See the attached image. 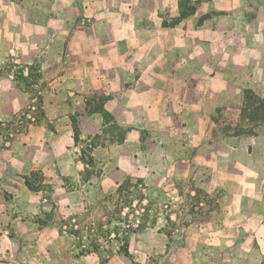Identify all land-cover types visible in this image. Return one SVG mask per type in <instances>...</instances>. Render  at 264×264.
I'll return each mask as SVG.
<instances>
[{
    "label": "rangeland",
    "instance_id": "1",
    "mask_svg": "<svg viewBox=\"0 0 264 264\" xmlns=\"http://www.w3.org/2000/svg\"><path fill=\"white\" fill-rule=\"evenodd\" d=\"M178 4L2 1L25 13V56L12 51L0 72L29 97L4 137L43 120L49 95L73 121L88 175L100 174L103 141L133 159L123 183L61 224L84 250L130 248L136 264H264V0Z\"/></svg>",
    "mask_w": 264,
    "mask_h": 264
},
{
    "label": "crops",
    "instance_id": "2",
    "mask_svg": "<svg viewBox=\"0 0 264 264\" xmlns=\"http://www.w3.org/2000/svg\"><path fill=\"white\" fill-rule=\"evenodd\" d=\"M193 1L196 9H247V0ZM128 3L127 9H180L178 0ZM11 10L0 8V68L12 51L25 56V13ZM43 99V120L32 122L12 138L4 137L3 126L29 103V97L8 73L0 72V264H136L130 248L131 256L119 248L106 258L103 248L84 250L80 231L61 227L123 183L132 173L133 159L123 155L120 145L103 141L93 153L100 174L88 175L93 164L78 152L73 121H62L58 114L62 104L53 96L43 95ZM98 121L97 117L91 124ZM102 127L88 132L103 133Z\"/></svg>",
    "mask_w": 264,
    "mask_h": 264
},
{
    "label": "trees",
    "instance_id": "3",
    "mask_svg": "<svg viewBox=\"0 0 264 264\" xmlns=\"http://www.w3.org/2000/svg\"><path fill=\"white\" fill-rule=\"evenodd\" d=\"M43 102H44V99H43V96L41 95L40 96V103H41V109H42V112H44V107H43ZM45 114V113H44ZM28 185L30 186V187H32V185H31V183L28 181ZM125 252H126V254L127 255H129V256H131V254H130V252L126 249L125 250Z\"/></svg>",
    "mask_w": 264,
    "mask_h": 264
}]
</instances>
